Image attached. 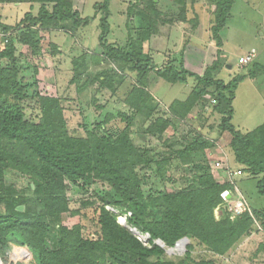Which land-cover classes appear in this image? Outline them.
I'll list each match as a JSON object with an SVG mask.
<instances>
[{
    "label": "trees",
    "instance_id": "1",
    "mask_svg": "<svg viewBox=\"0 0 264 264\" xmlns=\"http://www.w3.org/2000/svg\"><path fill=\"white\" fill-rule=\"evenodd\" d=\"M41 1L55 4L50 10L49 4L44 2L38 16L30 10L14 26L0 22L3 32L10 34L8 42L4 46L0 44V260L3 264L8 262L13 242L26 247L37 264H216L213 260L195 262L192 257L194 246L190 243L184 258L179 260L166 257V250L187 237L199 241L213 255L226 256L253 232L254 223L262 224L264 230V207L246 209L235 215L222 193L234 192L236 183L219 182L204 165L198 167L191 181L187 180L185 185L172 191L162 187L156 189L150 183L152 177L159 178L162 183L176 182L167 174V167L180 168L188 164L189 170L196 167L191 159L192 152L216 144L201 131L198 130L190 141L182 138L181 148L173 150L165 145L168 150L156 154L152 153L155 150H142L135 145L129 123L125 131H109L106 125L113 118L112 114L103 118L95 129L88 130L86 136L69 132L60 98L31 91L32 84L25 82L22 65L16 58V43L26 46L31 55L41 54L40 31L66 27V32L75 34L83 20L78 11H70L68 2ZM235 1L209 0L215 5L211 30L219 47L223 45L220 31L227 24ZM147 2L151 6L156 4L154 0ZM108 5L105 0L95 4V8L107 11ZM178 10L169 22L176 18L192 22L195 29L199 18L189 17V5L184 3ZM71 19L74 20L71 26L63 24ZM88 20L85 18L84 22ZM101 28L100 39H103L109 30L105 18L101 19ZM17 29L18 38L13 36ZM152 30L154 28L148 30L150 35ZM101 44L106 50L96 58L100 56V59L116 64L121 72L128 68L138 73L124 102L145 121H151L144 130L149 136L161 139L170 126L176 127V122L186 119L198 104L201 105L205 95L210 94L215 101L214 112L221 115L220 133L231 135L228 150L239 165V174L260 176L256 187L264 196V123L245 131L233 123V101L238 84L247 77L264 75V63L258 60V54L253 61L244 64L249 73H241L226 82L218 79L216 72L217 67L224 64L222 58L199 74L185 65L178 68L174 60L163 68H156L151 57L143 52L141 41L129 43L131 52L118 44ZM59 50L57 44H50L48 49L53 55ZM3 60H6L5 64ZM154 69L170 83L188 84L191 78L195 82L185 99H176L168 105L170 119L153 118L159 103L145 91V86L148 73ZM97 80L111 88V77L105 72L89 78L86 85ZM212 86L215 90L211 92ZM28 98L37 104L38 121L29 114L32 106L27 108L24 104ZM118 116L122 120H132L127 113L118 112ZM174 154L179 159L176 165L170 163ZM157 155L160 158L157 159ZM203 168L207 172L201 173ZM13 170L28 177L25 187L17 189L6 183L7 174ZM72 185L84 194L89 193L80 200L82 206L75 209L70 207L71 199L67 197ZM21 205L25 209L17 210ZM107 206L119 212L114 213ZM216 209H221L219 218L215 216ZM65 213L86 218L90 227L82 220L71 227L63 225ZM121 214H129L126 225L117 219ZM132 227L147 235V244L131 230ZM90 228L94 229L92 233ZM157 241H162L164 246ZM259 247L264 249V242Z\"/></svg>",
    "mask_w": 264,
    "mask_h": 264
},
{
    "label": "rangeland",
    "instance_id": "2",
    "mask_svg": "<svg viewBox=\"0 0 264 264\" xmlns=\"http://www.w3.org/2000/svg\"><path fill=\"white\" fill-rule=\"evenodd\" d=\"M63 1L68 2L67 4H69L72 13L78 11L80 18L83 20L76 29L75 34L66 32V27L42 30L39 34L42 39L40 44L42 47L41 54L31 55L26 46L16 43L18 48L16 58L20 66L22 65L21 70L25 82L32 84L31 91L36 90L42 95L60 98L64 106V115L69 132L75 136H86L88 130L95 129L103 118L112 114L113 118L106 125L109 131H125L129 123V131L135 145L142 150L145 148L155 150L152 153L156 154L157 151L168 150L165 145L173 150L181 148L179 143L182 142V138L190 141L199 130L205 135H209V138H215L214 140L217 143L215 142V145L202 151L192 152L191 159L196 167L191 170H189L190 164L180 168L170 169L167 167V174L174 177L176 182L162 183L159 178L154 179L152 177L153 180L150 183L156 189L162 187L172 191L185 185L187 180L191 181L190 178L196 176L195 173L199 170L198 167L202 165L205 166L204 168L208 167L210 173L216 177L220 174L225 176L224 172H227L226 174L230 177L233 176L234 171L231 170L233 162H228L226 159V154L230 156L228 145L231 135L228 132L220 133L218 125L221 115L214 112L215 101L212 100L210 94L205 95L201 108L194 109L186 119L176 122V127L170 126L164 132L162 138L158 139L144 132L151 121H145L141 115L135 113L124 102L125 96L132 90L135 81H137L136 76L138 73L128 68L121 72L116 64L110 63L102 57L100 59V56L99 58L96 57L102 55L106 50V46H102L101 43L107 45L118 44L131 52L132 48L129 43L141 41L143 52L151 57L156 68H163L168 62L174 60L178 68L180 65H186L191 71L203 74L208 66L212 65L217 59L222 58L221 62L224 61V64L217 67V77L228 82L241 73H249L247 65H239L238 59L250 50L255 49L258 60L264 63V0L235 1L227 24L220 31L223 41L222 47H219L213 39L211 26L214 22L215 5L209 0H201L203 3L206 2L207 6V12H204L206 17L202 21L203 26H199L200 20H198L197 28L194 30L190 27V25L193 26L191 22L188 24V32L180 27L178 22L180 20H177V18L172 22L169 21H171L172 14L175 16L178 14V7H182L184 3H187L189 11L192 10L194 13L198 8L195 7L197 5L195 3L200 0H154L156 4L153 6L147 0H108L107 11L102 8H95V4L103 3L105 0ZM44 2L41 0L34 2L28 0H0V22L14 26L30 10L34 12L36 17L39 15ZM45 3L49 4L50 10L55 4ZM152 8L155 9L154 12L151 11ZM155 11L159 13H155ZM23 13L24 15H22ZM193 13H191V17L194 19ZM85 18L89 20L84 22ZM102 18H105L109 23V30L103 39H100L102 35ZM164 20L168 22L165 25L161 23ZM73 22L74 20L71 19L64 21L63 24L71 26ZM152 22L153 25H151ZM173 23L178 24L174 26ZM169 25L172 26L169 27ZM149 28H154L151 35L148 33ZM18 35L19 30L17 29L14 31L13 36L18 38ZM50 44L59 45L60 50L57 54L49 53ZM22 60H25L26 63H21ZM3 61L2 63L5 64L6 60ZM156 70L154 69L148 73L145 91L150 93L159 103L153 118L167 117L170 119L172 116H170L168 105L176 99H185L195 82L191 78L188 84L170 83L161 78ZM100 72H105L111 77V88L108 85L103 86L98 80L86 85L89 78L98 76ZM209 90L214 91L215 86L210 87ZM24 104L27 105V108L32 106V109H29V114L31 113L30 116L38 121L39 119L36 117L38 108L35 100L28 98ZM233 107V123L238 128L244 131L253 130L264 123V75L259 76V78L247 77L238 84ZM118 112L132 116L131 122L122 120L118 116ZM196 114H199V116L197 117ZM199 126L202 128L199 129ZM152 153L150 151L151 155H153ZM175 155H172L174 157L170 162L174 165L179 161ZM156 158L160 157L157 155ZM204 168L201 173L207 172ZM10 172L6 176V183L13 184L17 189L26 186L28 177L15 170ZM259 177L246 174L236 177L237 185H235L234 192L228 191L233 196L231 198L224 197L227 205L230 206L235 215L246 209H261L264 207V196L257 192L256 187V181ZM216 179L218 180V178ZM226 179L225 177L218 181L224 183ZM229 181L233 183L232 180ZM88 194H84L79 187L72 185L67 192V197L71 199L70 207L72 209L81 207L80 200ZM107 208L114 213L119 212L118 209H113L110 206H107ZM220 213L221 209H216V218L220 217ZM128 215L121 214L120 216L127 221ZM119 217H117L118 220ZM81 220L90 227L91 223L84 217L72 216L70 213L62 215L63 225L69 227L81 222ZM262 228V224L259 222L254 223L252 237L251 235L246 236L245 241L226 254V257L211 254L197 240H189L187 245L181 246L179 250V246L172 249L167 248L166 257L174 260L184 258L187 246L190 243L194 246L192 257L195 262L213 260L216 264H264V249L259 247V244L264 242V230ZM89 231L92 233L94 229L90 228ZM140 238L144 239L141 236ZM143 241L145 244L148 243L147 239ZM27 251L26 247L23 248L13 242V248L8 252V262L6 264H37L36 258L31 252L28 251V258H26L25 252Z\"/></svg>",
    "mask_w": 264,
    "mask_h": 264
},
{
    "label": "crops",
    "instance_id": "3",
    "mask_svg": "<svg viewBox=\"0 0 264 264\" xmlns=\"http://www.w3.org/2000/svg\"><path fill=\"white\" fill-rule=\"evenodd\" d=\"M191 1H192V0H191ZM204 3H205V4H204ZM204 3L201 2V0H200V1H197V2L195 3V5L197 4L195 7H198L197 9H198L199 11L196 9L195 12L193 13L192 10H191V13H193L192 15H193L194 17H195L196 15L199 16V20H200L199 23L201 24V25L199 24L200 27L203 26V22H202V21H203V18L206 17L205 14H204V12H207V11H206V7H207V6H206V2H204ZM203 4H204V5H203ZM201 12H203V13H201ZM24 13H25V12H24ZM24 13H23L22 15H24ZM191 13L189 14V17H191ZM206 15H207V13H206ZM192 18H193V17H192ZM178 22H179V24H180V27H183L184 30H187V28H188V24L191 23V22H186V21H178ZM163 24L165 25V23H163ZM175 24H178V23H173L174 26H175ZM171 26H172V25H169V27H171ZM190 27H192V26L190 25ZM196 28H197V27H195V29H196ZM192 29H194V28H192ZM195 29H194V30H195ZM187 32H188V30H187ZM185 67L188 69V66L185 65ZM189 70H190V69H189ZM194 72H195V71H194ZM199 107L201 108V105L198 104L194 109H197V108H199ZM194 109H193V110H194ZM196 116L198 117L199 114H196ZM201 128H202V127L199 126V129H201ZM201 132H202V131H201ZM202 133H203V132H202ZM203 134H204V133H203ZM205 136L208 137L209 135H205ZM208 138H209V137H208ZM214 139H215V138H214ZM214 139L209 138V140H211V141H215V142H216V140H214ZM216 143H217V142H216ZM226 159H227L228 162H229V161L233 162L232 165H231V167H232L231 170H232V171H235V172H236V171L240 170L239 165L235 162L233 156L231 157V155L228 156V154H226ZM226 173H227V172H224V173H223V174H225V176H223V175L220 174L218 177L215 176V178H218V180H219V179H223V178L226 177L227 179H226L225 182H228L229 180H232V181H233L234 183H236V185H237L236 177H237L238 175H241V174L237 173L238 175H233V176L230 177V175L228 176V174H226ZM242 174H243V173H242ZM228 177H230V178H228ZM232 196H233V194L231 193V194H229V197H228V198H231ZM252 233H253V232H251V234H250L251 237H252V235H253ZM256 233H259V232H256ZM243 241H245L244 238H243L242 241H240V243H239L238 245L242 244ZM238 245H237V246H238ZM223 257H226V256H223ZM227 258H228V257H227Z\"/></svg>",
    "mask_w": 264,
    "mask_h": 264
},
{
    "label": "built area",
    "instance_id": "4",
    "mask_svg": "<svg viewBox=\"0 0 264 264\" xmlns=\"http://www.w3.org/2000/svg\"><path fill=\"white\" fill-rule=\"evenodd\" d=\"M9 35H10L9 33L7 34V33L3 32V30L0 28V44H1V46H4L8 42L9 37H10ZM256 56H257V51L255 49H252V50H250V52L246 53V55H243L239 58V64L240 65L247 64V63L253 61ZM234 173H240V171H236ZM227 193H228V191L223 192L222 196L225 197ZM140 236L144 237V239H142V240H146V239L148 240V237L145 239L146 235H142V234L138 235V237H140ZM25 253H26V255H25L26 258H28L27 252H25Z\"/></svg>",
    "mask_w": 264,
    "mask_h": 264
},
{
    "label": "water",
    "instance_id": "5",
    "mask_svg": "<svg viewBox=\"0 0 264 264\" xmlns=\"http://www.w3.org/2000/svg\"><path fill=\"white\" fill-rule=\"evenodd\" d=\"M32 187H33V184H32ZM229 197V193L228 194H226V198H228ZM25 209V206L24 205H21V206H18L17 207V210H20V211H23ZM125 225V224H124ZM131 230L136 234V235H141V233L139 232V231H137L135 228H131ZM188 241H189V238H187V237H184V238H182L181 240H179L177 243H176V245H175V247H177L181 242H184V244H185V246L187 245V243H188ZM158 244H161L162 246H164V243L162 242V241H158L157 242ZM174 247V248H175Z\"/></svg>",
    "mask_w": 264,
    "mask_h": 264
},
{
    "label": "bare ground",
    "instance_id": "6",
    "mask_svg": "<svg viewBox=\"0 0 264 264\" xmlns=\"http://www.w3.org/2000/svg\"><path fill=\"white\" fill-rule=\"evenodd\" d=\"M124 216H125V215H124ZM119 221H120L121 223L125 224V225L127 224L126 219H125L124 217H122V216L119 217ZM132 228H133V227H132ZM178 246H179V248H178V250H179L180 247H181V246H185V244H184V242H181ZM182 251H183V250H182Z\"/></svg>",
    "mask_w": 264,
    "mask_h": 264
},
{
    "label": "clouds",
    "instance_id": "7",
    "mask_svg": "<svg viewBox=\"0 0 264 264\" xmlns=\"http://www.w3.org/2000/svg\"><path fill=\"white\" fill-rule=\"evenodd\" d=\"M228 194V193H227ZM121 223V222H120ZM123 224V223H122ZM174 248V247H173ZM176 248V247H175ZM172 249V248H171Z\"/></svg>",
    "mask_w": 264,
    "mask_h": 264
}]
</instances>
